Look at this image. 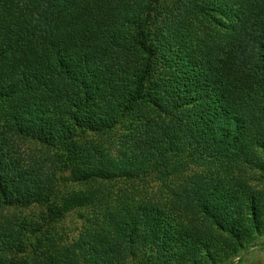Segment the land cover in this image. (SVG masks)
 <instances>
[{
	"label": "trees",
	"instance_id": "16d2710c",
	"mask_svg": "<svg viewBox=\"0 0 264 264\" xmlns=\"http://www.w3.org/2000/svg\"><path fill=\"white\" fill-rule=\"evenodd\" d=\"M245 169L264 0H0V264H237Z\"/></svg>",
	"mask_w": 264,
	"mask_h": 264
},
{
	"label": "rangeland",
	"instance_id": "374dc122",
	"mask_svg": "<svg viewBox=\"0 0 264 264\" xmlns=\"http://www.w3.org/2000/svg\"><path fill=\"white\" fill-rule=\"evenodd\" d=\"M244 174L251 186L258 190H264V175L261 172L253 169H245ZM180 183L181 180L178 178L171 181V185L175 189L178 188ZM76 234L75 232L72 236L76 237ZM237 264H264V237L259 238L257 246L249 248L247 253L242 255V258Z\"/></svg>",
	"mask_w": 264,
	"mask_h": 264
}]
</instances>
